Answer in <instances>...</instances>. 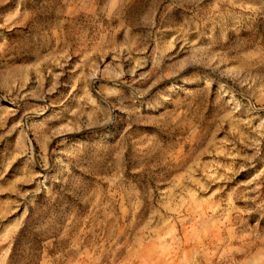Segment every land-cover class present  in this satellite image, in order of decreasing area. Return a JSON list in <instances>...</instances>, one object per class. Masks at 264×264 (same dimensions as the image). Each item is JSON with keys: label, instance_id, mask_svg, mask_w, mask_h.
Returning a JSON list of instances; mask_svg holds the SVG:
<instances>
[{"label": "rangeland", "instance_id": "rangeland-1", "mask_svg": "<svg viewBox=\"0 0 264 264\" xmlns=\"http://www.w3.org/2000/svg\"><path fill=\"white\" fill-rule=\"evenodd\" d=\"M0 264H264V0H0Z\"/></svg>", "mask_w": 264, "mask_h": 264}]
</instances>
